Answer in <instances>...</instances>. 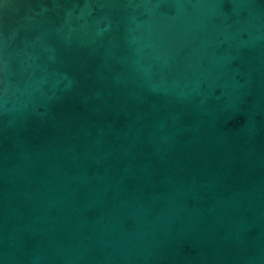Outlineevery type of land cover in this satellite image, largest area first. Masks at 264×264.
<instances>
[{"label":"water","instance_id":"obj_1","mask_svg":"<svg viewBox=\"0 0 264 264\" xmlns=\"http://www.w3.org/2000/svg\"><path fill=\"white\" fill-rule=\"evenodd\" d=\"M0 264H264V0H0Z\"/></svg>","mask_w":264,"mask_h":264}]
</instances>
